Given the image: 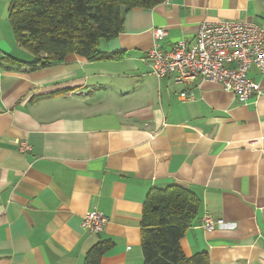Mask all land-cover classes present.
<instances>
[{
  "label": "crops",
  "instance_id": "obj_1",
  "mask_svg": "<svg viewBox=\"0 0 264 264\" xmlns=\"http://www.w3.org/2000/svg\"><path fill=\"white\" fill-rule=\"evenodd\" d=\"M11 1L0 0V264H87L98 244L99 264H144L146 200L171 184L198 198L186 256L264 264V75L249 71L261 93L243 102L219 83L158 79L143 60L155 27L168 31L164 51L193 41L205 20L264 28V0L135 7L99 42L120 59L72 54L35 70L20 61L34 55L18 46ZM95 210L109 219L99 233L82 226ZM206 213L224 225L208 230Z\"/></svg>",
  "mask_w": 264,
  "mask_h": 264
},
{
  "label": "trees",
  "instance_id": "obj_2",
  "mask_svg": "<svg viewBox=\"0 0 264 264\" xmlns=\"http://www.w3.org/2000/svg\"><path fill=\"white\" fill-rule=\"evenodd\" d=\"M164 1L12 0L9 20L18 45L34 55L30 61H20L35 70L72 54L89 61L120 59L116 53L101 51L100 40L122 32L128 10L152 8ZM197 208V195L184 186L171 184L150 192L142 215L144 264H209L207 252L186 256L180 244ZM105 246H94L87 264H99Z\"/></svg>",
  "mask_w": 264,
  "mask_h": 264
},
{
  "label": "built area",
  "instance_id": "obj_3",
  "mask_svg": "<svg viewBox=\"0 0 264 264\" xmlns=\"http://www.w3.org/2000/svg\"><path fill=\"white\" fill-rule=\"evenodd\" d=\"M152 35L154 45L143 60L158 79L169 77L176 83H219L243 102L261 93L260 85L248 73L255 68L264 75L263 27L237 20H205L193 41H178L169 51H164L161 43L168 36L166 28L155 27ZM19 144L22 153L31 150L28 143ZM108 222L104 213L95 210L84 215L82 226L99 233ZM202 223L208 230L215 229L217 224L224 225L223 219L215 220L209 213L204 215Z\"/></svg>",
  "mask_w": 264,
  "mask_h": 264
},
{
  "label": "rangeland",
  "instance_id": "obj_4",
  "mask_svg": "<svg viewBox=\"0 0 264 264\" xmlns=\"http://www.w3.org/2000/svg\"><path fill=\"white\" fill-rule=\"evenodd\" d=\"M19 54L22 55V56H28V53H26L23 49L19 51Z\"/></svg>",
  "mask_w": 264,
  "mask_h": 264
}]
</instances>
